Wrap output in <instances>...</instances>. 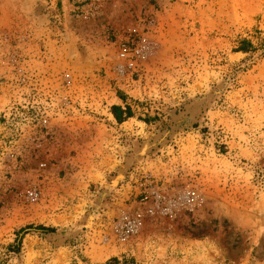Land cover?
Instances as JSON below:
<instances>
[{"label": "rangeland", "instance_id": "obj_1", "mask_svg": "<svg viewBox=\"0 0 264 264\" xmlns=\"http://www.w3.org/2000/svg\"><path fill=\"white\" fill-rule=\"evenodd\" d=\"M0 264H264V0H0Z\"/></svg>", "mask_w": 264, "mask_h": 264}, {"label": "trees", "instance_id": "obj_2", "mask_svg": "<svg viewBox=\"0 0 264 264\" xmlns=\"http://www.w3.org/2000/svg\"><path fill=\"white\" fill-rule=\"evenodd\" d=\"M112 111H113L115 118L118 121H123L126 118L131 116V110L129 107L122 109L120 106H113ZM19 248H20V242L13 244V251L18 250Z\"/></svg>", "mask_w": 264, "mask_h": 264}]
</instances>
